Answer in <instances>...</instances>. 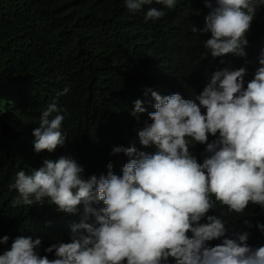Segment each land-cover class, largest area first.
<instances>
[{
	"label": "clouds",
	"instance_id": "clouds-1",
	"mask_svg": "<svg viewBox=\"0 0 264 264\" xmlns=\"http://www.w3.org/2000/svg\"><path fill=\"white\" fill-rule=\"evenodd\" d=\"M194 1L184 39L213 67L210 82L194 99L152 91L149 117L142 114V88L165 87H134L127 96L132 113L127 105L124 116L121 107L99 139L108 141L87 145L89 168L63 157L65 115L49 104L33 132L34 148L60 158L29 151V164L9 188L17 192L13 207L41 206L36 227L52 229L17 236L0 264H264V246L251 248L247 232L233 239L222 216L208 215L217 204L236 214L249 205L264 208V0ZM125 3L149 21L138 65L147 68L176 33L179 2ZM116 102L103 104L117 111ZM141 144L159 151L137 153ZM196 145H206L202 163ZM8 241L5 235L0 244Z\"/></svg>",
	"mask_w": 264,
	"mask_h": 264
},
{
	"label": "trees",
	"instance_id": "trees-1",
	"mask_svg": "<svg viewBox=\"0 0 264 264\" xmlns=\"http://www.w3.org/2000/svg\"><path fill=\"white\" fill-rule=\"evenodd\" d=\"M178 2L176 33L163 40L156 62L142 68L138 65L150 24L141 11L130 12L125 0H0V239L9 237L7 244H0V255L10 250L17 236L32 237L33 232L44 234L52 229L36 227L41 206L13 207L17 192L9 188L16 173L29 164V151L60 158L55 151L38 153L34 148L33 132L49 104L55 102L65 115L62 130H66L67 145L58 149L63 157L89 168L87 145L108 141L99 139L111 130L109 122L121 107L125 105L124 116L127 105L132 113L135 106L127 96L134 87H165L142 88L147 110L142 114L149 117L156 103L152 91L194 99L210 82L213 67L184 39L192 32L189 18L195 1ZM66 86L70 87L68 94L59 95ZM106 99L116 100L118 110L103 104ZM125 121L130 122L128 117ZM205 147L193 149L200 163ZM98 150L107 152L108 147L101 144ZM157 151L154 144L137 147V153ZM24 209L31 211L22 216ZM208 215L222 216L226 235L233 239L247 232L251 248L264 246V231L258 227L264 224V208L259 205H249L243 214H236L217 204ZM91 223L95 224L94 216Z\"/></svg>",
	"mask_w": 264,
	"mask_h": 264
}]
</instances>
